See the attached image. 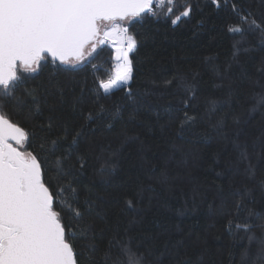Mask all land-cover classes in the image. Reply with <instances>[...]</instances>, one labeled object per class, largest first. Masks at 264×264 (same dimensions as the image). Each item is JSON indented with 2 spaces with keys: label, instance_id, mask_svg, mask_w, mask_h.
<instances>
[{
  "label": "trees",
  "instance_id": "trees-1",
  "mask_svg": "<svg viewBox=\"0 0 264 264\" xmlns=\"http://www.w3.org/2000/svg\"><path fill=\"white\" fill-rule=\"evenodd\" d=\"M119 22L137 41L126 85L103 91L116 61L97 44L0 88L77 264H264V0H172Z\"/></svg>",
  "mask_w": 264,
  "mask_h": 264
},
{
  "label": "snow or ice",
  "instance_id": "snow-or-ice-1",
  "mask_svg": "<svg viewBox=\"0 0 264 264\" xmlns=\"http://www.w3.org/2000/svg\"><path fill=\"white\" fill-rule=\"evenodd\" d=\"M165 2L0 0V88L11 95L21 80L20 71L36 72L48 56L64 64L82 62L91 54L89 48L94 52L97 44L115 35L126 44L123 51L116 50L117 59L123 60L122 71L101 81V87L109 93L126 85L132 72L128 53L136 48L137 41L118 21L144 14L155 16L154 3ZM190 11L186 7L183 16ZM179 19L176 17L172 23ZM230 30L242 31L239 27ZM102 31L104 39L100 38ZM10 140L23 146L28 132L8 119L0 108V264H77V254L69 242L62 213L57 210L55 193L45 183L40 161L32 152L14 147ZM72 211L75 216H82L78 209ZM121 253L128 258L133 249L125 245Z\"/></svg>",
  "mask_w": 264,
  "mask_h": 264
},
{
  "label": "rangeland",
  "instance_id": "rangeland-1",
  "mask_svg": "<svg viewBox=\"0 0 264 264\" xmlns=\"http://www.w3.org/2000/svg\"><path fill=\"white\" fill-rule=\"evenodd\" d=\"M118 23H120L119 21H118ZM121 25L123 26V27H126L124 24H122L121 23ZM107 30V29H106ZM100 38L101 39H104V37H103V31L101 32V36H100ZM106 40H109V41H111V42H115L114 44L115 45H121V43H122V40H121V37L119 36V35H115V36H113L112 38H110V39H104V41H106ZM128 59H129V55H128ZM122 65H123V60L122 59H120V60H118V61H116V68H115V70H116V72L119 70V71H122Z\"/></svg>",
  "mask_w": 264,
  "mask_h": 264
},
{
  "label": "built area",
  "instance_id": "built-area-1",
  "mask_svg": "<svg viewBox=\"0 0 264 264\" xmlns=\"http://www.w3.org/2000/svg\"><path fill=\"white\" fill-rule=\"evenodd\" d=\"M166 1H167V0H166ZM163 5H164V4L154 3L153 7H154L155 12H157V11H158ZM103 44H107L108 46H110V47H112V48L115 46V44H114L113 42L109 41V40L104 41ZM120 46H121L122 51H123L124 47H126V44L122 42ZM115 68H116V66H115ZM116 73H117V72H116V70H115L114 73H113V75H112V77H110L109 79L114 78L115 75H116ZM109 79H108V80H109Z\"/></svg>",
  "mask_w": 264,
  "mask_h": 264
},
{
  "label": "water",
  "instance_id": "water-1",
  "mask_svg": "<svg viewBox=\"0 0 264 264\" xmlns=\"http://www.w3.org/2000/svg\"><path fill=\"white\" fill-rule=\"evenodd\" d=\"M100 36H101V35H100ZM113 43H115V42H113ZM117 48H120L121 51H122V48H121V46H119V45H115V46L113 47V49H114V60H115V61H118V59H117V55H118V53H117V51H116ZM7 118H8V117H7ZM8 119H9V118H8ZM13 123H14V122H13ZM18 126H19V125H18ZM9 143H12L14 147H19L18 145L15 144L14 141H11V140H10ZM20 150L23 151L21 148H20Z\"/></svg>",
  "mask_w": 264,
  "mask_h": 264
}]
</instances>
